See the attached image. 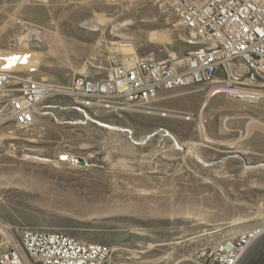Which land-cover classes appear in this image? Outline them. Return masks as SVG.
<instances>
[{
  "label": "rangeland",
  "instance_id": "1",
  "mask_svg": "<svg viewBox=\"0 0 264 264\" xmlns=\"http://www.w3.org/2000/svg\"><path fill=\"white\" fill-rule=\"evenodd\" d=\"M188 35L161 0H0V50L21 37L57 86L105 76L111 50L184 52ZM214 86L114 112L58 92L34 134L0 126V225L105 244L120 264H190L263 229L264 102L213 96Z\"/></svg>",
  "mask_w": 264,
  "mask_h": 264
},
{
  "label": "built area",
  "instance_id": "2",
  "mask_svg": "<svg viewBox=\"0 0 264 264\" xmlns=\"http://www.w3.org/2000/svg\"><path fill=\"white\" fill-rule=\"evenodd\" d=\"M161 1L188 31L187 42L193 48L169 51L163 57L155 52L131 56L111 50L105 76L77 75L66 86L39 74L36 52L21 37L10 39L0 50V126L10 134H34L41 105L58 92L73 97L87 111L150 105L161 94L209 84L215 85L213 96L222 93L247 104L264 102V0ZM6 229L0 264H120L105 244L56 231ZM260 233L261 229L247 230L202 249L190 264H236Z\"/></svg>",
  "mask_w": 264,
  "mask_h": 264
},
{
  "label": "water",
  "instance_id": "3",
  "mask_svg": "<svg viewBox=\"0 0 264 264\" xmlns=\"http://www.w3.org/2000/svg\"><path fill=\"white\" fill-rule=\"evenodd\" d=\"M261 234L249 245L236 264H264V228L261 229Z\"/></svg>",
  "mask_w": 264,
  "mask_h": 264
},
{
  "label": "bare ground",
  "instance_id": "4",
  "mask_svg": "<svg viewBox=\"0 0 264 264\" xmlns=\"http://www.w3.org/2000/svg\"><path fill=\"white\" fill-rule=\"evenodd\" d=\"M151 39H155L156 41L157 40H159L161 37H160V35L158 34V33H155V32H153V33H151ZM22 40V39H21ZM126 54H130V53H126ZM180 202V201H179ZM1 224V223H0ZM0 230L2 231V232H4V234L5 233H8V230L6 229L7 227L6 226H4V225H0ZM260 235H262L261 233H260ZM123 264V263H122Z\"/></svg>",
  "mask_w": 264,
  "mask_h": 264
}]
</instances>
